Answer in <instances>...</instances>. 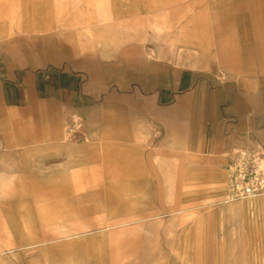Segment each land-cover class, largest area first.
Returning a JSON list of instances; mask_svg holds the SVG:
<instances>
[{
    "label": "rangeland",
    "instance_id": "obj_1",
    "mask_svg": "<svg viewBox=\"0 0 264 264\" xmlns=\"http://www.w3.org/2000/svg\"><path fill=\"white\" fill-rule=\"evenodd\" d=\"M211 3L0 0L1 65V46L21 37L52 36L70 50L31 52V63L7 68L8 104L28 107L48 98L44 84L72 83L56 87L59 118L36 143L16 144L23 112L0 114L8 127L0 134V264H217L213 222L230 201L226 162L218 171L185 143L193 119L166 129L148 118L137 85L154 79L152 61L216 73L220 85L241 72L240 1ZM133 53L136 63L125 62ZM226 55L234 65L221 63Z\"/></svg>",
    "mask_w": 264,
    "mask_h": 264
},
{
    "label": "crops",
    "instance_id": "obj_2",
    "mask_svg": "<svg viewBox=\"0 0 264 264\" xmlns=\"http://www.w3.org/2000/svg\"><path fill=\"white\" fill-rule=\"evenodd\" d=\"M239 1L241 7L235 16L244 18L240 25L241 72L228 74L229 82L220 85L216 83L218 81L216 73H210L211 76L204 70H181L170 67L168 62L165 64L152 61L150 72L155 76L154 79L148 84L147 80L143 84L137 83L138 89L146 93L144 100L146 116L166 129L174 128L182 118L193 119V129L189 132L190 138L188 137L185 143L199 150L198 159L215 164L218 171H221V166L226 162V173L230 161V157L225 160L226 152H233L238 147L264 150V0ZM211 2L215 8L217 0ZM53 46L59 47L64 53H69L68 46L52 36L48 40L21 37L1 46L3 49L1 55L7 57V61L4 65L0 63V114L9 111L23 112L24 117L21 122L23 141L19 139L17 145L36 143L40 135H46L45 125L59 118L55 91L57 88H71L72 83H66L61 79L56 84H44L42 87L44 91L46 90L48 98L44 101L37 99L35 103L22 108L23 105L8 104L9 89L15 86H10L8 79L3 78V75L6 70L14 68V64L31 63L33 57L31 52L41 51L46 57H52ZM133 56L131 60L130 56H124L125 62L136 63L134 53ZM193 62L212 63L210 59L193 60ZM221 63L226 66L234 65L227 55ZM92 82L94 83L95 79H92ZM67 95L64 96L66 100ZM130 95L137 96V93L133 92ZM36 97L32 98V102ZM16 98L23 99L19 96ZM10 107L14 109L11 110ZM181 113L185 116L181 117ZM27 116H34L41 125L38 126L37 132L34 133L29 129ZM0 119L7 118L1 116ZM7 130L8 127L0 126V134L5 132L7 134ZM66 135L65 133L60 138L66 140L68 139ZM5 138L8 141L5 142L6 144L15 143L10 142L11 137ZM23 154L16 155L24 158ZM52 162L54 160L48 163ZM55 187L57 186L54 184L50 192H54L52 190H55ZM254 198L257 199L247 204L228 201L225 206L216 210V221L213 222L215 233L212 234L214 235L212 239L217 242L216 251H222L215 255L221 258L216 260L217 264H264V197ZM83 210L87 209L83 207ZM82 211H78V217L87 214ZM43 236L46 240L55 237L48 233ZM40 242L43 241L38 243Z\"/></svg>",
    "mask_w": 264,
    "mask_h": 264
},
{
    "label": "built area",
    "instance_id": "obj_3",
    "mask_svg": "<svg viewBox=\"0 0 264 264\" xmlns=\"http://www.w3.org/2000/svg\"><path fill=\"white\" fill-rule=\"evenodd\" d=\"M228 200L264 196V150L236 148L227 166Z\"/></svg>",
    "mask_w": 264,
    "mask_h": 264
}]
</instances>
